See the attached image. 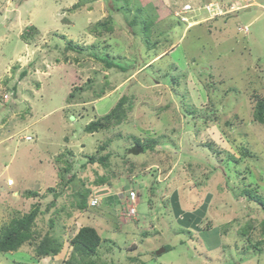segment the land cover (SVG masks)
I'll list each match as a JSON object with an SVG mask.
<instances>
[{
    "label": "rangeland",
    "instance_id": "rangeland-1",
    "mask_svg": "<svg viewBox=\"0 0 264 264\" xmlns=\"http://www.w3.org/2000/svg\"><path fill=\"white\" fill-rule=\"evenodd\" d=\"M80 1L0 0V231L39 205L35 240L64 242L42 264H64L83 225L101 235L98 262L264 264V124L254 119L264 98V0L74 7ZM69 40L83 48L66 49ZM123 95L125 120L88 133ZM136 138L155 149L131 153ZM108 153L106 165L89 159ZM82 183L96 206H79ZM130 189L134 202L121 198ZM34 255L26 243L0 253V264H37Z\"/></svg>",
    "mask_w": 264,
    "mask_h": 264
},
{
    "label": "trees",
    "instance_id": "trees-1",
    "mask_svg": "<svg viewBox=\"0 0 264 264\" xmlns=\"http://www.w3.org/2000/svg\"><path fill=\"white\" fill-rule=\"evenodd\" d=\"M85 0H81L76 3L74 7H78L84 3ZM87 1V0H86ZM73 10V9H71ZM231 13V12H230ZM229 14V13H228ZM131 21V23L136 24L142 22L143 31L149 33L151 24L148 21H142L138 19V16ZM108 30L112 29V26L108 25L106 28ZM36 27H30L22 34V39L26 40L27 37L32 36V33L36 32ZM150 36V35H149ZM65 37V36H64ZM149 42L150 37H147ZM27 41V40H26ZM83 47L80 44H75L73 40L67 41L66 49H79ZM106 62L108 67L118 66L117 63L109 61V59H103ZM119 67V66H118ZM122 68V67H121ZM124 69V68H122ZM14 94L17 93V87L14 86ZM128 109H130V98L127 95H123L115 106L106 114L100 116L96 120L91 121L85 127V130L88 133H93L101 130H107L112 126L120 125L126 118ZM254 119L260 123L264 124V98L258 97L255 107H254ZM135 144L141 146L143 151L148 149H155V144L146 145L141 138H136ZM103 148V146H102ZM111 153H108L103 156L97 157L95 154L89 156V159L92 162H98L101 164H108L110 161ZM124 158V156H122ZM135 165L131 162L129 170L131 172L134 170ZM69 168H66L64 172H68ZM64 176V175H63ZM67 181L70 183L74 181V175H71ZM83 188L77 192V195L80 196L79 206L85 208L88 206L93 192L91 188H87L82 183ZM247 192L252 195L253 192L247 190ZM35 193V192H32ZM59 194L56 193V197L53 200V203L56 202ZM94 197V196H93ZM257 200L264 205L263 198L257 197ZM42 212V209L39 205H34L33 209L21 216L13 217L9 223L2 226L0 231V253H9L18 251L24 244L30 243L34 245L35 255L34 260L37 264H42L40 261L46 257H56L62 254L64 242L60 240V237L54 236L53 234H48L44 236L40 241L35 240L34 226L36 224L37 217ZM53 224V222H52ZM102 238L99 234L96 227L91 225H83L71 238V245L73 246L74 254L67 260L64 261V264H110L108 262H98L94 259H91L97 253V250L101 244ZM166 251H169L172 247L170 245L164 246ZM79 258V259H78ZM129 263L124 264H142L143 262L137 256H130Z\"/></svg>",
    "mask_w": 264,
    "mask_h": 264
},
{
    "label": "built area",
    "instance_id": "built-area-1",
    "mask_svg": "<svg viewBox=\"0 0 264 264\" xmlns=\"http://www.w3.org/2000/svg\"><path fill=\"white\" fill-rule=\"evenodd\" d=\"M234 8H239V6H234ZM222 9V8H221ZM221 9H219V10H221ZM223 10V9H222ZM230 9H228V10H223V11H225L226 13H230V11H229ZM222 13L223 12H221V13H219L220 15H222ZM226 13H224V14H226ZM238 29H239V31H241V32H244V33H247L248 31H249V26L248 25H239V27H238ZM6 98H9L11 95H10V93H6L5 95H4ZM27 140H32L33 139V137L31 136V135H29V136H26L25 137ZM121 198H125L126 200H128V201H133L134 202V200L137 198V196H138V194H137V192H136V190H134V189H130V191L129 192H126V191H124V190H122L121 191ZM98 204V199L97 198H93L92 200H91V205H93V206H96ZM136 212V207H134V205H132L131 207H130V209L128 210V213H129V215L131 214V215H134V213Z\"/></svg>",
    "mask_w": 264,
    "mask_h": 264
},
{
    "label": "water",
    "instance_id": "water-1",
    "mask_svg": "<svg viewBox=\"0 0 264 264\" xmlns=\"http://www.w3.org/2000/svg\"><path fill=\"white\" fill-rule=\"evenodd\" d=\"M72 119L75 118L74 115L71 116ZM143 151V148L141 146H138V145H135L133 148H131L130 152L133 153V154H138L139 152H142ZM166 249L165 247H162L161 249L157 250L156 253L157 254H161L163 252H165Z\"/></svg>",
    "mask_w": 264,
    "mask_h": 264
},
{
    "label": "crops",
    "instance_id": "crops-1",
    "mask_svg": "<svg viewBox=\"0 0 264 264\" xmlns=\"http://www.w3.org/2000/svg\"><path fill=\"white\" fill-rule=\"evenodd\" d=\"M247 10H250V8H248ZM1 25H3V26H4V22H2V21L0 20V28H2V27H3V26L1 27ZM21 33H22V32H21ZM25 43H26V42H25Z\"/></svg>",
    "mask_w": 264,
    "mask_h": 264
},
{
    "label": "clouds",
    "instance_id": "clouds-1",
    "mask_svg": "<svg viewBox=\"0 0 264 264\" xmlns=\"http://www.w3.org/2000/svg\"><path fill=\"white\" fill-rule=\"evenodd\" d=\"M33 139H34V137H33ZM33 139H32V140H33ZM91 199H92V198H91Z\"/></svg>",
    "mask_w": 264,
    "mask_h": 264
},
{
    "label": "bare ground",
    "instance_id": "bare-ground-1",
    "mask_svg": "<svg viewBox=\"0 0 264 264\" xmlns=\"http://www.w3.org/2000/svg\"><path fill=\"white\" fill-rule=\"evenodd\" d=\"M91 201V200H90Z\"/></svg>",
    "mask_w": 264,
    "mask_h": 264
}]
</instances>
